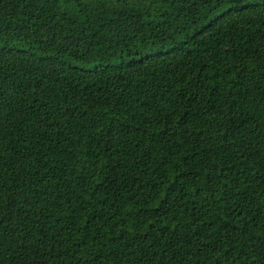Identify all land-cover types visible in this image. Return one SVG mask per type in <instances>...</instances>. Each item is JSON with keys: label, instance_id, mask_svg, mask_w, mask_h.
Returning a JSON list of instances; mask_svg holds the SVG:
<instances>
[{"label": "trees", "instance_id": "obj_1", "mask_svg": "<svg viewBox=\"0 0 264 264\" xmlns=\"http://www.w3.org/2000/svg\"><path fill=\"white\" fill-rule=\"evenodd\" d=\"M0 264H264V0H0Z\"/></svg>", "mask_w": 264, "mask_h": 264}]
</instances>
